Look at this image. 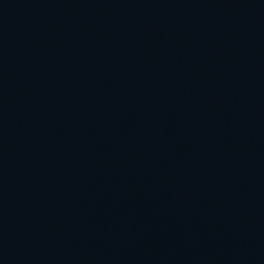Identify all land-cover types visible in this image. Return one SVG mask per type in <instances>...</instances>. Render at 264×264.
I'll return each instance as SVG.
<instances>
[{"label":"water","instance_id":"1","mask_svg":"<svg viewBox=\"0 0 264 264\" xmlns=\"http://www.w3.org/2000/svg\"><path fill=\"white\" fill-rule=\"evenodd\" d=\"M0 264H264V0H0Z\"/></svg>","mask_w":264,"mask_h":264}]
</instances>
